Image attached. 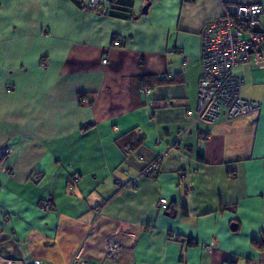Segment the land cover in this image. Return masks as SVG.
<instances>
[{"label":"crops","instance_id":"crops-1","mask_svg":"<svg viewBox=\"0 0 264 264\" xmlns=\"http://www.w3.org/2000/svg\"><path fill=\"white\" fill-rule=\"evenodd\" d=\"M84 1L0 0V258L264 264V67H236L254 117L186 113L202 26L264 0Z\"/></svg>","mask_w":264,"mask_h":264},{"label":"built area","instance_id":"built-area-1","mask_svg":"<svg viewBox=\"0 0 264 264\" xmlns=\"http://www.w3.org/2000/svg\"><path fill=\"white\" fill-rule=\"evenodd\" d=\"M89 7L94 8L98 0H87ZM221 15L213 21L206 22L200 31L199 60L201 74L197 83L196 105L193 110L187 109L186 113L195 120L210 122L226 121L229 119L249 116L254 117L260 102L245 99L238 95V89L243 81V76L236 71L240 63L251 62L256 67H264V28L260 25V15L263 8L260 3H236L227 8L222 5ZM118 40L113 41L117 45ZM107 55L101 61L106 62ZM186 56H182V61ZM143 94H149L151 88H139ZM126 148H131L130 144ZM9 148H0V157L7 153ZM159 160L154 158L147 161L139 170V174H154L159 169ZM37 179L38 176H32ZM73 178L77 174H73ZM135 178L123 181L119 178L116 182L121 186H128ZM168 200L159 198V205L165 208ZM50 199L40 202L39 208L48 209ZM100 213L95 209V216ZM176 234H173L175 236ZM210 248V245H207ZM0 264H52L39 258H0Z\"/></svg>","mask_w":264,"mask_h":264},{"label":"trees","instance_id":"trees-1","mask_svg":"<svg viewBox=\"0 0 264 264\" xmlns=\"http://www.w3.org/2000/svg\"><path fill=\"white\" fill-rule=\"evenodd\" d=\"M75 3H77V4H82L81 2L83 1V0H73ZM130 2V0H112V5H110V7L112 8V6L113 7H117V8H119V9H121V10H126L127 9V7L129 6V3ZM84 6H86L87 8H90V9H94V10H97L98 9V11H107V6H104L103 4H102V2H101V0H98V4L96 5V7H94V8H91V7H89V5L87 4V0H85L84 1V4H83ZM100 8V9H99ZM127 144H130V143H127ZM127 144H125L124 145V147L127 145ZM127 149V148H126ZM168 204V203H167ZM165 208H167V205H166V207ZM173 237H177V235H175V236H173Z\"/></svg>","mask_w":264,"mask_h":264},{"label":"water","instance_id":"water-1","mask_svg":"<svg viewBox=\"0 0 264 264\" xmlns=\"http://www.w3.org/2000/svg\"><path fill=\"white\" fill-rule=\"evenodd\" d=\"M147 6H148V3L147 4H144V6L142 7V12H146V10H147Z\"/></svg>","mask_w":264,"mask_h":264}]
</instances>
